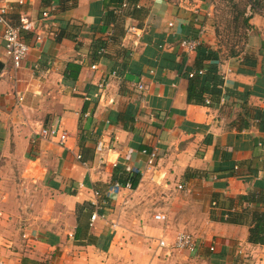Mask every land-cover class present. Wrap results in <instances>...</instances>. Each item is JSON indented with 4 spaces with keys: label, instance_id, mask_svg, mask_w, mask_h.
<instances>
[{
    "label": "crops",
    "instance_id": "0c3cea01",
    "mask_svg": "<svg viewBox=\"0 0 264 264\" xmlns=\"http://www.w3.org/2000/svg\"><path fill=\"white\" fill-rule=\"evenodd\" d=\"M1 6L13 25L28 23L21 36L29 51L15 68L0 24V264H264V246L247 240L249 218H224L264 210L238 200L264 195V125L255 116L264 111V33L253 40L249 32L241 55L221 56L220 99L195 105L187 103V70L196 51L180 41L197 32L202 45L219 48L210 0H141L146 15L125 17L118 43L107 18L120 7L113 0ZM95 40L107 43L108 56L91 57ZM71 63L81 66L75 81L65 77ZM51 128L57 135L41 138ZM117 168L137 172L138 186L101 199ZM153 199L163 221L141 204ZM181 232L195 236V253L172 247Z\"/></svg>",
    "mask_w": 264,
    "mask_h": 264
},
{
    "label": "trees",
    "instance_id": "16d2710c",
    "mask_svg": "<svg viewBox=\"0 0 264 264\" xmlns=\"http://www.w3.org/2000/svg\"><path fill=\"white\" fill-rule=\"evenodd\" d=\"M117 4H120L119 8H114L107 10V18L115 22L114 32L112 36L113 42H119L120 37L125 34L123 19L125 17H131L132 19H142L146 15V10L139 6L141 0H113ZM172 1V0H170ZM229 6L230 19L224 20L230 26V34L221 36L219 33V22L212 20V25L214 28L215 36L218 41L219 48L217 50H212L206 46L199 43L196 48V58L194 65L188 71V74L195 72L192 77H188L187 85V103L195 105H205V100L207 97L218 101L221 96V86L223 84V79L218 72V65L222 61L221 56L225 57H236L243 53L244 46L248 41V34L252 29V24L250 23L251 18L246 15V9L255 10V8L260 9L264 7V0H225ZM124 5V6H123ZM58 37V36H57ZM60 38V34H59ZM197 32L191 35V39H197ZM224 39V45L222 40ZM242 44V45H241ZM241 45V46H240ZM224 47L225 54H221V49ZM91 57L93 59L99 57L108 56L107 54V43L101 40H95L91 44ZM123 52V51H122ZM124 55L122 54V60L120 68L124 70ZM170 58L169 56H166ZM244 62L249 66H255V61L249 57H243ZM207 64V65H205ZM3 68L2 63H0V72ZM81 66L78 64L71 63L67 66L66 73L72 81H75L79 75ZM203 70V74H198V71ZM257 88L264 91V75L257 76ZM250 89L245 88V95L242 96L245 101L250 96ZM87 105L83 106L82 112H85ZM131 114V108H127L125 116L128 118ZM256 119L264 125V111L255 109ZM130 129V127H129ZM131 183V190H134L140 181V175L137 172H126L124 170L115 169L112 174V182H119L121 185H125L127 182ZM111 182V183H112ZM110 183V184H111ZM109 184V185H110ZM108 185V186H109ZM107 189V188H106ZM101 199H105L100 196ZM238 200L241 203L254 204L256 206L264 205V195L248 193L247 195L239 196ZM244 217L249 218V229H248V243L255 246H264V210L254 209L248 210L246 214H236L229 213L225 221L231 224H244ZM247 220V219H246Z\"/></svg>",
    "mask_w": 264,
    "mask_h": 264
},
{
    "label": "built area",
    "instance_id": "2783aa9c",
    "mask_svg": "<svg viewBox=\"0 0 264 264\" xmlns=\"http://www.w3.org/2000/svg\"><path fill=\"white\" fill-rule=\"evenodd\" d=\"M8 11L9 8L7 6L0 7V24L3 27L2 39L4 42L6 55L12 59L15 68H19L22 60L26 57L29 51V46L25 43L21 35L22 32L26 31L29 28H28V23L24 20H21L19 25L16 26L13 25L8 18V13H9ZM42 16L47 17L48 13L45 11L42 13ZM172 26H173L172 23H169V27ZM36 40H40V38L36 37ZM199 43H200L199 38L197 39L185 38L180 41V48L187 53L195 52ZM94 68L95 66H92V69ZM194 74L195 72H191L188 74V77H192ZM198 74H203V70L198 71ZM98 87L99 89H103L102 84H100ZM139 88L142 89V86H139ZM205 103L208 105L210 103L209 99H206ZM57 132L58 130L54 128L43 129L41 131L40 136L41 138H52L57 135ZM59 139L62 142L65 139V134L60 135ZM104 148H105L104 143L101 140L98 141L94 149L95 153L96 154L102 153ZM143 153L146 154L147 152L144 150ZM155 157L156 154L154 152L148 154V160H147L148 165L150 166L153 165ZM77 158L81 159V156H78ZM126 172H132V171H126ZM123 189L131 190V183L128 181L125 185H121L119 182H112L103 192V197L105 199H111L113 196L117 195ZM94 194L96 197L99 196V192L96 190H94ZM99 216L100 215L98 212L93 213L91 215V221H94L96 217ZM224 218L226 219L227 216H225ZM154 219L163 221L165 217L163 215L157 214L154 216ZM157 245L161 248L168 247V244H166V241L163 239L158 240ZM172 247L175 250L185 251L189 254H193L197 249V239L195 238L194 235L190 233L181 232L176 234V236L174 237Z\"/></svg>",
    "mask_w": 264,
    "mask_h": 264
},
{
    "label": "rangeland",
    "instance_id": "374dc122",
    "mask_svg": "<svg viewBox=\"0 0 264 264\" xmlns=\"http://www.w3.org/2000/svg\"><path fill=\"white\" fill-rule=\"evenodd\" d=\"M211 2V6H212V15L211 18L213 21H218L219 22V33L221 34L222 38L224 35L226 34H230V26H228L227 23H224V20H227V18L230 17V13H229V6L228 3H226L225 0H210ZM246 15L248 17L251 18L250 22H252L251 24H255L252 25V31L250 30V32H252V39L253 40H257L260 39L259 34L264 33V7H261L260 9L255 8V10L246 9ZM230 19V18H229ZM255 26V28H254ZM229 30V32H228ZM249 38V37H248ZM263 38H264V34H263ZM224 39L222 40V44L224 45ZM248 43V42H247ZM247 43L245 45H247ZM242 45V44H241ZM240 45V46H241ZM224 48V47H223ZM245 48V46H244ZM150 203H148V200H144L143 203L145 205L143 207L150 209L148 210V212H150V218H152V216L157 215L158 209L157 206L160 203L159 199H153L151 201H149ZM165 217V216H164Z\"/></svg>",
    "mask_w": 264,
    "mask_h": 264
}]
</instances>
